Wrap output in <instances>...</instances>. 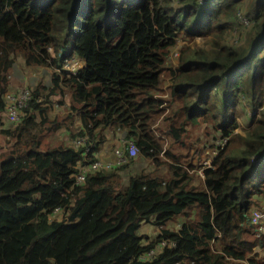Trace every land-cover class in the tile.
Instances as JSON below:
<instances>
[{
  "label": "trees",
  "instance_id": "trees-1",
  "mask_svg": "<svg viewBox=\"0 0 264 264\" xmlns=\"http://www.w3.org/2000/svg\"><path fill=\"white\" fill-rule=\"evenodd\" d=\"M231 29L244 35L230 42ZM179 35L208 36L211 47L173 55ZM65 57L80 61L76 74L60 70ZM17 58L52 72L50 86H30L20 120L0 130L13 141L0 159V264H264L253 250L264 232L246 238L255 230L248 217L264 207V159L252 162L264 152V115L234 133L240 97L248 93L253 109L264 98V0H0V112ZM66 93L59 118L51 96L62 106ZM201 123L218 134L205 147L229 138L197 174L199 187L185 168L195 164L171 148L186 147L188 127ZM69 128L70 140L94 142L86 155L44 141ZM106 130L131 139L137 154L75 184ZM136 158L154 170L136 171ZM176 216L184 219L168 227ZM148 222L153 239L139 232Z\"/></svg>",
  "mask_w": 264,
  "mask_h": 264
},
{
  "label": "rangeland",
  "instance_id": "rangeland-1",
  "mask_svg": "<svg viewBox=\"0 0 264 264\" xmlns=\"http://www.w3.org/2000/svg\"><path fill=\"white\" fill-rule=\"evenodd\" d=\"M172 1H175V0H172ZM204 2H205V0L201 1V3H204ZM172 4L177 5V3H175V2H172ZM246 6H247V4L245 2L243 5V8L245 10H246ZM245 10H243V11H245ZM233 30L231 29L228 31L229 33H228L227 38H230V42L232 41L231 37L233 35L232 34L233 32H235V31L237 32V30H240L241 34L244 35L243 29H237L235 31H233ZM193 37L192 38H186L183 35L182 36L179 35L177 37L176 42L181 43L183 45L181 47L174 45L171 49V52L175 53V50L181 51L182 47H187V46L194 48L193 50H195V51L198 49L209 50V47H211V45L207 44V42L209 40L208 37H204V36L203 37L193 36ZM220 43H222V40L220 41ZM48 51L50 54H53L52 48H49ZM177 62L178 61H176L175 58H171L169 56L168 60H167V65L168 66H176ZM64 67H66L65 64H64ZM51 72H52V69L48 68V67H41V68L28 67L22 63L20 58H17L15 68L10 73V86H9L8 91L18 92L21 87L26 86L28 84H29V88H30V86L32 88H34L38 84H41L43 86H50V84H51L50 83V73ZM168 84L169 83H164V85H163L164 92L161 93L164 95V98H166V99L168 98L167 97V85ZM60 98L61 97L58 96L57 94L52 95L51 96V101H52L51 106H53L55 108L54 111L56 113L60 114V116L57 115L59 118H63V117L65 118L66 116H64V115H66L65 113H67L66 109H68L67 107H69V102H68L69 95H68V93L65 94V96L63 98L65 104L62 106L58 103ZM249 98L250 97H249L248 93H245L240 97V100H239L240 102H239V105L237 107L238 108L237 114H239L240 117L236 119V122L239 124V127L234 130V133L239 132V133L243 134L242 129L248 128L249 125L246 126L247 124L253 123L254 120H256L257 118H260L261 116L264 115V98L262 100L261 106L256 107L254 109L249 106V104H250ZM167 100H169V99H167ZM167 112L168 111H165L166 114H167ZM10 122H12V121L9 120L6 111L4 110V111L0 112V130L10 126L11 125ZM155 126H156V128L158 127V122L156 123ZM160 127H162V126H160ZM71 131H72V128L66 129L65 132H62L61 136H57L55 138H51L48 136V137H46V139L44 141L47 142L48 144H51V145L57 144L58 141H63L65 143L67 142L68 144H71V140L69 139L70 134H72ZM107 133L109 134V136L112 135L111 132L107 131ZM215 135L218 136L216 131L212 130L209 127V125L207 127L205 123H201L200 125H197V126H189L187 129V133L185 134V137H184L186 147H180L178 145H174L171 148V150H173L175 152H182L183 156H186L187 158H189L191 160V162L193 164H195L194 168H189V167H185V168L188 171L189 178L191 179V177H193L192 183L196 186L200 187V184H201V180H200L201 178L199 179V177L197 175V174H199L198 169L201 166L200 165L199 168H197L198 163L202 164L203 159H204V153L206 150L209 149V148H207L208 145L205 147V144L210 142V137H213ZM49 141H51V142L49 143ZM12 142L13 141L11 139L6 138L5 136H3L0 133V159L3 157V155L5 153L8 152L10 144ZM107 143H108V140L106 142H104L101 147L103 148V146ZM164 146L165 147L166 146L171 147V144L166 145L164 143ZM110 147L112 148V146H110ZM83 155H84V152H83ZM113 156H114V154H113ZM258 157H259V155L257 154L255 156L254 160L257 161ZM109 159H110V161H112L114 163L112 168L119 166V164L116 163L115 156L113 159H111V157ZM158 160L167 162L166 158H163V156H158ZM131 167H134V169H136V171H139L141 169L152 171V170H154V162L151 163L148 160L142 161V160L136 158L134 160V164ZM160 172L162 174H165L166 169L164 167H162L160 169ZM123 175H124V179L126 180L127 179V171L125 173L123 172ZM75 184H76V182H75ZM255 208L257 209V208H259V206L255 207ZM60 216H61V212L57 210L50 216V218L51 219L60 218ZM182 219H184L183 216H176L170 222H168L167 226L174 228V227H176V223H180ZM139 232L146 234L151 239L155 238L158 234L157 228L151 222L142 224ZM249 234L252 235V237H250L249 235H246V238H248V239L251 238L250 241H252L255 238L254 236L259 235L258 232L255 231L254 229H253V233L250 230ZM151 239H149V240H151ZM253 250H254V252H257L256 254L258 255V257H264V247H262L260 245H256L253 247ZM248 256L250 257V255H248ZM232 262H233V264H249V263H247L246 260H240V261L234 260Z\"/></svg>",
  "mask_w": 264,
  "mask_h": 264
},
{
  "label": "built area",
  "instance_id": "built-area-1",
  "mask_svg": "<svg viewBox=\"0 0 264 264\" xmlns=\"http://www.w3.org/2000/svg\"><path fill=\"white\" fill-rule=\"evenodd\" d=\"M201 1L202 0H199V3H201ZM238 20L244 21L245 23L248 22V18L241 17ZM233 31H235V29ZM232 34H233L231 37L232 42H235L239 34L236 31L233 32ZM200 37H203V36H200ZM207 44L209 43L207 42ZM182 45L183 44L178 43V42L175 43V46H178V47H181ZM178 51L179 50H175V53L173 52L171 53L173 55H177L179 53ZM64 64L66 67H64ZM80 67H81V63L77 58L65 57L63 65L60 70H64L68 74H76V72L78 71ZM30 98H31V92L29 90L28 85L21 87L18 92L8 91L5 94V101H6L5 111L10 121L17 122L20 120L21 111ZM228 138H229L228 136L217 138L214 141L213 145L211 147H208L209 149L205 151L204 159L202 162V168L199 170V174L202 177H203L202 170L205 167H211L212 158L218 153L220 149H222L227 144ZM121 142H122V147L116 148L114 150V154L116 155V163L119 165L124 164L128 156H135L137 154V148L131 139H126V138L121 139ZM71 145L74 146L75 148L83 146L84 147L83 152H84V155H86L89 149L94 147V142L89 141L86 135H79L75 137L74 139H71ZM257 154L259 155L258 158L264 159V154L262 153H257ZM257 154H254L252 156V162L255 161L254 159ZM112 167H113V163L104 162L101 159H94L93 161L89 163H84L83 165L79 167V172L76 175L75 182L76 184L83 182L85 176L90 172H93L99 169H111ZM248 221L254 227L256 226L255 230L258 233L264 232V209L253 210L250 216L248 217ZM148 255L149 256L152 255V250L148 252Z\"/></svg>",
  "mask_w": 264,
  "mask_h": 264
},
{
  "label": "crops",
  "instance_id": "crops-1",
  "mask_svg": "<svg viewBox=\"0 0 264 264\" xmlns=\"http://www.w3.org/2000/svg\"><path fill=\"white\" fill-rule=\"evenodd\" d=\"M21 60V59H20ZM107 131L108 130H106L105 132H104V134H105V137H106V139H105V141L104 142H106L107 140H108V143L107 144H105L104 146H103V148L101 147L99 150H98V152H96L95 153V157L96 158H98V159H101L102 161H104V162H110V163H113L112 161H110V157H111V159H113L114 158V156H115V158H116V155L114 154V150L116 149V148H121L122 147V142H121V139H125V138H123L121 135H111V136H109V134L107 133ZM108 132H110V131H108ZM103 142V143H104ZM103 145V144H102ZM110 146H112V148L110 147ZM113 152V153H112ZM113 154H114V156H113ZM105 159V160H104ZM113 165H114V163H113Z\"/></svg>",
  "mask_w": 264,
  "mask_h": 264
},
{
  "label": "bare ground",
  "instance_id": "bare-ground-1",
  "mask_svg": "<svg viewBox=\"0 0 264 264\" xmlns=\"http://www.w3.org/2000/svg\"><path fill=\"white\" fill-rule=\"evenodd\" d=\"M263 159L262 158H258L257 161H254L253 163H256L258 161H262ZM262 209H264V207H262ZM167 244H169V242L167 240H162V241H159V243L157 244L156 248L152 249V255L153 254H156V252L159 250H162V248H164ZM171 245H173V243H170ZM148 255H146L147 257ZM144 259V258H142Z\"/></svg>",
  "mask_w": 264,
  "mask_h": 264
},
{
  "label": "clouds",
  "instance_id": "clouds-1",
  "mask_svg": "<svg viewBox=\"0 0 264 264\" xmlns=\"http://www.w3.org/2000/svg\"><path fill=\"white\" fill-rule=\"evenodd\" d=\"M217 138H219V137H217ZM217 138H216V139H217ZM216 139H215V140H216ZM215 140H214V141H215ZM208 147H210V146L208 145ZM208 147H207V148H208ZM260 153L264 154V152H260ZM96 159H98V158H96ZM201 168H202V164H201L200 168L198 169V172H199V170H200ZM203 170H204V169H203ZM203 170H202V172H203ZM198 175L200 176V178H203L200 174H198Z\"/></svg>",
  "mask_w": 264,
  "mask_h": 264
}]
</instances>
